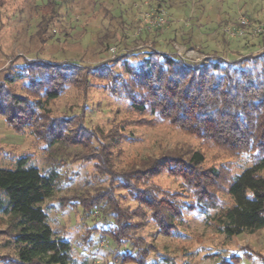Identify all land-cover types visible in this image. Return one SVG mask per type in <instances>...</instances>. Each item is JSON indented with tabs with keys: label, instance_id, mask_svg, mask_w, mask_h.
<instances>
[{
	"label": "trees",
	"instance_id": "16d2710c",
	"mask_svg": "<svg viewBox=\"0 0 264 264\" xmlns=\"http://www.w3.org/2000/svg\"><path fill=\"white\" fill-rule=\"evenodd\" d=\"M51 6L48 2L46 10L52 13ZM129 58L125 54L119 61L121 75L110 71L106 63L50 65L26 60L0 84V116L16 134L29 132L46 148L60 143L81 145L91 154L84 161L96 162L99 179L110 178L132 194L141 211L152 212L149 221L160 235L171 238L179 234L186 213L205 217L228 239L264 229V52L238 61L206 57L192 63L154 48L140 62ZM95 79L108 81L113 88L119 86L113 95H124L139 127L167 125L205 146L232 156L248 155L251 164L232 175L226 167H206L203 150L175 148L143 160L140 168L115 172L111 151L116 138L104 143L110 137L103 139L85 126L74 128L70 121L53 117L48 108L69 86L83 83L88 91ZM19 84L23 85L21 94ZM93 139L100 147H92ZM32 159L22 156L12 168H0V192L4 193L0 211L12 219L17 264H77L71 242L52 228L43 207L57 191L59 172L53 168L44 173ZM164 174L180 180L183 191L165 192L161 198L154 186L147 187ZM104 191L89 202L78 198L82 218L93 221L80 239L81 246L94 247L97 239H104L115 249L117 262L148 264L156 246L139 249L143 242L137 245L130 235L136 231L138 213L125 214L114 190ZM224 195L228 200L222 199ZM107 208L110 220L96 225L109 215Z\"/></svg>",
	"mask_w": 264,
	"mask_h": 264
},
{
	"label": "rangeland",
	"instance_id": "374dc122",
	"mask_svg": "<svg viewBox=\"0 0 264 264\" xmlns=\"http://www.w3.org/2000/svg\"><path fill=\"white\" fill-rule=\"evenodd\" d=\"M48 2L52 13L46 10ZM242 19L247 26H241ZM238 29L245 35L231 34ZM154 48L192 63L206 57L238 61L263 53L264 0H0V84L26 60L50 65L106 63L110 71L121 75L123 55H130L133 63L140 62L144 53ZM22 86H17L19 93ZM83 86H69L48 108L53 117L70 121L74 128L85 126L103 139L110 137L104 143L116 138L111 152L117 173L140 168L143 160L175 148L203 150L206 167H226L232 175L251 164L248 155L232 156L167 125L139 127L124 95H113L118 85L113 88L108 81L95 79L88 91ZM92 147H100L96 139ZM86 154L81 145L60 143L46 148L29 132L16 134L0 116V168H12L19 158L31 155L32 164L42 172L53 168L59 172L57 191L43 207L52 228L71 242L77 264H121L113 259L115 249L107 240L97 239L90 248L80 244L93 221L82 218L77 209L79 199L89 202L107 188L114 190L125 214L138 213L136 231L130 234L137 245L143 242L137 247L156 246L148 264H264V229L228 239L205 217L186 213L179 234L171 238L160 235L149 221L152 212L141 211L132 194L111 183L110 178L99 179L96 162L84 161L91 155ZM149 186H154L161 198L165 192L173 195L183 191L181 181L166 174ZM0 197H4L3 192ZM108 214L96 225L109 221L110 210ZM11 222L0 211V264H17Z\"/></svg>",
	"mask_w": 264,
	"mask_h": 264
},
{
	"label": "built area",
	"instance_id": "2783aa9c",
	"mask_svg": "<svg viewBox=\"0 0 264 264\" xmlns=\"http://www.w3.org/2000/svg\"><path fill=\"white\" fill-rule=\"evenodd\" d=\"M248 25V22L245 20V19H242L241 20V26H247ZM261 31V29L259 30V32ZM233 36H236V34H238L239 36H244L245 35V32H243V30H241V29H238V31L237 32H235V33H231ZM112 51L114 52L115 51V49H112Z\"/></svg>",
	"mask_w": 264,
	"mask_h": 264
}]
</instances>
